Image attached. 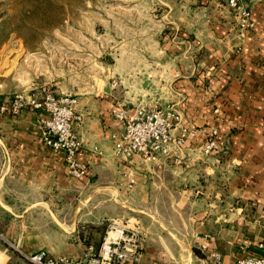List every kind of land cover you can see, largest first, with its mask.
Wrapping results in <instances>:
<instances>
[{
	"label": "crops",
	"instance_id": "1",
	"mask_svg": "<svg viewBox=\"0 0 264 264\" xmlns=\"http://www.w3.org/2000/svg\"><path fill=\"white\" fill-rule=\"evenodd\" d=\"M184 1L182 18L172 7L146 15L150 23L121 30V41L113 28H102L117 46L103 58L132 62L125 70L100 71L102 85L95 80L76 94L49 84L55 94L78 97L82 118L73 126L82 142L79 158L88 164L82 178L68 173L64 151L43 140L37 125L43 111L0 112V202L17 203L21 252L43 249L79 258L90 245L98 248L113 224L139 232L136 264H216L212 251L221 253L223 264H234L258 252L264 240V0L248 2L255 20L250 30L238 27L224 2ZM122 73L128 80L119 92L110 77ZM34 80L24 89L46 86ZM141 104L173 106L181 126L194 134L158 160L116 153L114 134L123 126L112 109L122 105L133 113ZM213 128L217 146L205 153ZM129 177L135 178L132 188ZM43 219L47 231L32 230L30 223ZM237 224L254 232V239Z\"/></svg>",
	"mask_w": 264,
	"mask_h": 264
},
{
	"label": "rangeland",
	"instance_id": "2",
	"mask_svg": "<svg viewBox=\"0 0 264 264\" xmlns=\"http://www.w3.org/2000/svg\"><path fill=\"white\" fill-rule=\"evenodd\" d=\"M184 2V0H0V100L7 104L11 102L17 92L25 90V84L31 77L35 79L34 81L39 80L42 83L47 81L45 85L48 87H51L49 86L51 83H59L64 89L79 94L85 86L93 85L95 80L101 78L97 75L103 69L105 73L114 68L125 70L129 65L127 63L132 62L103 58L109 56L112 46H117L111 45L113 41L110 39V32L102 28L104 26L113 28L112 36L115 37L117 33L122 36L118 38L121 41L125 35L121 30L125 32L126 27L133 28L141 22H145V25L147 22L150 23L145 19L146 15L154 17L155 14L167 12L172 7L177 11L176 16L182 18ZM99 27L101 30H98ZM128 48L122 47V50L126 51ZM20 62L23 73L19 70ZM124 74L122 73V77H110L111 80L109 78L112 85L119 87V92L127 86L128 78ZM101 80L98 82L102 85L105 81ZM136 81L140 82L141 79L137 78ZM7 194L15 198L12 191ZM79 224L86 230L89 227L87 224L90 223L82 221ZM30 225L33 226L32 230L47 231L46 219L39 220V223L33 221ZM237 226L248 234L250 239H254V232H250L248 228V231L245 230V225ZM261 236L264 237V231ZM29 255L30 253L17 249V203L0 202V256L7 258V264H33L27 257Z\"/></svg>",
	"mask_w": 264,
	"mask_h": 264
},
{
	"label": "built area",
	"instance_id": "3",
	"mask_svg": "<svg viewBox=\"0 0 264 264\" xmlns=\"http://www.w3.org/2000/svg\"><path fill=\"white\" fill-rule=\"evenodd\" d=\"M202 1L226 3L234 10L241 30L255 27L249 0ZM77 105L76 94H55L50 87L45 86L40 90L31 88L17 92L11 102L0 104V112L17 115L27 107L37 112L43 111L37 118L43 140L51 148L64 151L68 173L75 178H82L87 173L88 164L80 160L78 155L82 149V142L73 122L81 120L82 116L77 113ZM112 115L123 126L120 135L114 134V148L116 153L124 154L126 157L140 154L149 160H158L163 156H169L173 149L180 150L189 136L194 134L192 129L181 126V114L173 106L149 108L141 104L133 113H128L125 107L117 105L112 109ZM176 129L179 132L174 135ZM211 134L203 146L205 153L212 152L217 146L218 130L213 128ZM134 183L135 178L129 177L128 188H132ZM141 243V236L137 230L113 224L106 229L99 247L90 245L79 258L70 255L53 256L45 250L27 257L35 264H136L142 252ZM257 249V253L243 255L234 264H264V240L258 242ZM210 256L216 264H223L220 252L212 251Z\"/></svg>",
	"mask_w": 264,
	"mask_h": 264
},
{
	"label": "trees",
	"instance_id": "4",
	"mask_svg": "<svg viewBox=\"0 0 264 264\" xmlns=\"http://www.w3.org/2000/svg\"><path fill=\"white\" fill-rule=\"evenodd\" d=\"M33 264H35V263H33Z\"/></svg>",
	"mask_w": 264,
	"mask_h": 264
}]
</instances>
